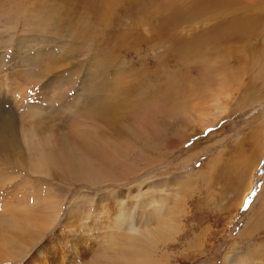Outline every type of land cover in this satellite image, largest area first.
Listing matches in <instances>:
<instances>
[{"label":"rangeland","instance_id":"1","mask_svg":"<svg viewBox=\"0 0 264 264\" xmlns=\"http://www.w3.org/2000/svg\"><path fill=\"white\" fill-rule=\"evenodd\" d=\"M47 1L0 0V221L28 201L41 220L48 221L54 207L57 212L49 226L22 233L10 248L14 254L0 257V264H104L106 236L118 239L114 248L127 242L119 237L128 234L116 219L121 212H135L139 227L149 223L151 235L142 228L137 237L142 247L148 237L158 248L154 264H264V0L199 10L162 35L153 34L156 9L147 16L121 14L108 34L121 55L104 71L131 70L139 80L132 92L150 106L133 108L130 102L132 113L115 118L118 88L96 84L93 40L69 42L53 34L39 9ZM170 1L185 6L186 0ZM189 8L164 7L162 14ZM233 14L248 17L245 27L253 31H230L209 42L215 38L204 33ZM136 43L139 50L124 55ZM122 62L129 63L127 71ZM146 122L157 130L148 132ZM82 129L91 130V137H80ZM27 135L28 145L22 138ZM67 140L76 173L56 169L71 156ZM32 153L54 158L50 175L29 170L25 156ZM90 165L96 172L89 174ZM186 172L192 183L181 185L176 179ZM148 198L164 209L149 216ZM169 210L180 223L173 217L172 231L157 233ZM10 224L0 222L8 240L14 238Z\"/></svg>","mask_w":264,"mask_h":264},{"label":"bare ground","instance_id":"2","mask_svg":"<svg viewBox=\"0 0 264 264\" xmlns=\"http://www.w3.org/2000/svg\"><path fill=\"white\" fill-rule=\"evenodd\" d=\"M229 3L232 5L234 3V1L233 0H186L184 2L185 6H181V4H179V3H174V2L171 3L170 0H52L51 2H48L47 6L39 7V9L44 14V17L46 16L47 18L50 19L51 32L53 34H56L59 37V39H63L64 41H69V42L80 41L82 39L93 40L95 54L98 57L97 60L96 59L91 60L94 64L96 70H97L96 84L100 85V83H101V85H107L108 83L112 82V84L118 88L117 90H118V96L119 97L114 96V95L112 96L111 116H112V118H115V117L120 116V115L126 116L127 112H131L132 111L131 110L132 104H133V108H135L137 106H139V107L141 106L144 108V110H146V109H148V106H150V102L148 103L146 101L147 98L143 97V96L136 98L137 95H136L135 91L132 92L137 87L139 80L137 78L134 79L130 75V73H132L131 70H130V72L129 71L126 72L125 75L122 73H117V72L110 73V72L104 71V69H108L109 67L112 66L113 58L121 55V54H118V51L114 50L117 47H113V43H116L118 41H113V43H111V38L108 37L110 25L114 24L118 20L119 16L121 14H124L125 12L127 14L132 15V17H133V14H135V13H140L143 15L145 13V11L147 12L150 9H153V10L156 9V12L160 16V19L157 22L159 27H157L156 30L154 29L153 34L162 35L164 33V31H166L169 27H171L173 25L175 26L181 22H185L189 19H192L191 16H193V15L195 16V14L197 16V13L199 14V12H197V11H199V10L204 9V11H206L207 9H212V8L214 9L215 7H228ZM184 4H182V5H184ZM164 7H176V8L177 7H190V8L188 10H180L178 12H169V14H167V16H166L165 14H162L163 12H165ZM153 10H152V12H153ZM78 12H80L79 16H77ZM150 13H151V11H150ZM200 13H201V11H200ZM145 16H147V15H145ZM245 18H246V16H244V15H236V14L234 15L233 14L230 18L222 20L221 22L219 21L220 23H218L213 29L208 30L209 32L204 33V36L206 38H215V39L209 40V42H215L218 39L224 38L225 36L229 35L230 31L236 32V33L241 34V35L248 34L249 32L253 31V27L246 29L245 26L247 24L246 20L248 19V17L246 19ZM155 20H154V22H155ZM141 21L143 23V19ZM151 21H153V20H151ZM132 24H135V23H132ZM76 26L81 30H76L75 29ZM151 27H152V25H151ZM127 34H128L127 32L123 33L124 36H126ZM144 38L145 37L141 38V42H145L146 38L145 39ZM195 42L198 44L197 41H195ZM189 44L191 45V42H189ZM140 45L141 44L136 43V44H132L130 47H126L124 50V55H126L132 49H136L138 51ZM183 49H185V48H181L178 51H183ZM65 50L68 51L69 48L64 49V51ZM122 51H120V52H122ZM122 64L124 65L125 70L127 69V67H129V65H128L129 63H127V62H122ZM116 70H118V68H116ZM129 75L132 78L129 77ZM226 77H227V75H226ZM220 79H222V77H220ZM224 80H226V79L224 78ZM15 87H17V86H15ZM218 88H219V86H218ZM220 88H221V86H220ZM225 89L227 90V88H225ZM217 90L219 92L221 91L219 94L222 93V90H219V89H217ZM224 93L225 92H223L222 94H224ZM211 96H214V95H210V97ZM226 96H228V95L226 94ZM218 97L217 98L212 97V98L218 99ZM96 98L97 97H94V100H93L95 103H97ZM245 99L247 100L246 97H245ZM123 100H125V101L123 102ZM213 101L214 100L210 101V103L217 104V102L214 103L215 101L214 102ZM243 101H245V100H243ZM130 102H132V104ZM207 102L208 101H206L205 103H207ZM146 103H148L149 105L146 106L145 105ZM243 103L244 102H242L241 104H243ZM225 104L223 103V105H225ZM223 105L221 104V106H223ZM236 106H237V104H236ZM197 107L200 108V106H198V105H197ZM211 108H215V106L211 107ZM134 111H135V109H134ZM140 111H141V109H140ZM147 112H148V110H147ZM149 112H150V110H149ZM148 113L146 115H148ZM193 113H194V111H193ZM146 115H144V116H146ZM207 124L209 125L208 122H207ZM210 124L213 125V123H210ZM128 126H129V124H128ZM161 126H162V124H161ZM161 126H159V129ZM139 127H143V126L139 125ZM139 127L137 126V130H138L137 134L139 132V129L142 130ZM146 127H147L148 132H151V131L155 132V130H157V128H158L155 123H151V122H146ZM10 131H11V129H10ZM71 132H73V131H71ZM71 132L69 133L66 130V134H68V133L71 134ZM78 133L80 134V137H82V136L91 137V130L82 129V130H78ZM47 135H48V133H47ZM68 137H70V136H68ZM22 138H23L25 144L28 145V141L31 140V136L27 135V136L22 137ZM47 138L50 139V136H47ZM1 139H2V136L0 135V141H1ZM253 141L254 142L261 141V139H255ZM71 142H72V140H71ZM66 144H68V146L66 145V147L69 149L68 150L69 154L73 153L72 151H73L74 147H72L70 145L68 140H67ZM258 145H259V142H258ZM259 146H261V145H259ZM26 157H28V158H26ZM18 158L22 159L23 156L17 157L16 159H18ZM25 160H26V162H28V168L31 172L32 171L35 172V171L40 170V172L42 171L45 173V171L48 172L49 169L55 168L57 166L56 161L54 160V158L52 156H49L46 158L45 157L39 158L37 153H32V155L28 154V156H25ZM85 160H87V158ZM67 161H66L64 166H60V167L57 166L56 169L58 171H60V170L64 171V168L66 167V169H68V171H71L72 173H76L74 166L77 163L75 162L74 154H71V156L69 157V159ZM94 168H96V167H94ZM66 169H65V171H66ZM86 170L89 172V174H91L93 171L96 172V169H92L91 165ZM55 173H56V171H55ZM50 174L51 173H49V175ZM191 174L192 173L186 172L184 176H179L178 179H176V181L180 182L181 185H182V183L188 182L186 185H189V183H192L191 179H190ZM65 177H67V173H66ZM179 187H181V186L179 185ZM153 203H155L156 205L149 208L148 206H151ZM159 203H160V200H158V199L148 198V201L146 202L147 207H145V208L147 210H149V211H147L149 216H151L150 210H163L164 209L163 206H158ZM28 204H30L29 201L24 202L23 204H21L20 209H16L13 212H9V213L5 214V216L3 217V220H11L10 226L13 229L14 238H11V240H8L9 237L6 234H4V232L0 233V257H1V259H4V258L8 259L11 256V254H14V252L10 248L16 247L17 242L20 240L21 241L23 240V238H22L23 234L22 233L26 232L28 229L37 230V229H41L42 227L49 226L50 219H52L57 212L56 208L54 207L53 208L55 210L54 213L48 212L50 219L48 221H45V219L41 220L38 215H35V216L32 215V208L35 206V204L34 203H32L31 205H28ZM124 204H125V202H124ZM129 212H132V211H129ZM133 213L135 214V212H133ZM133 213L121 212V215L117 214L116 219L118 221V224H124L126 230L128 231V234H126V235L122 234V235H119V237L121 239L126 240L127 242H126L125 246L120 248V249L114 248V246L118 245V243H119L118 239L115 238V236H113V234H109L108 236H106L104 239V241H105L104 243L107 246H109V250L104 254V258H105L104 264H154L157 262L158 248L156 246H153L151 240L148 239V237H147V236L151 235V234L149 235V233L151 232V230H150L151 227L149 226L148 222H146L143 225L144 227H141V226L139 227L138 224H134L135 216ZM175 214L176 213L175 212L173 213L172 210H169V212L167 211V213L165 214V216H167L166 220L159 223V225L157 227H155V231L157 233H158V230L160 231V230H166L167 229V230L172 231V228H174L173 227L174 225L173 226L171 225V222H172L171 218H173V217H174V219L178 218L177 220H175L177 222H179L178 220L180 218V217H177ZM16 215H17V217H15ZM71 217H72V215H71ZM175 217H177V218H175ZM3 220H1V221H3ZM39 226H41V228H39ZM149 227H150V229H148ZM176 227L179 228V226H176ZM176 227H175V229H177ZM142 228H146V229L142 230ZM141 230L143 232L145 231V234H148L146 236L147 237L146 245L148 247H145L144 245H143L144 247H142V245L138 241L137 233L141 232ZM31 233L32 232L27 233V234L31 235ZM157 233L155 235L154 234L152 235V237L153 236L156 237L155 240L157 239V237L159 238ZM25 237H27L26 234H25ZM4 239H6L5 242H3ZM152 240H153V238H152ZM99 264H102V263H99Z\"/></svg>","mask_w":264,"mask_h":264},{"label":"crops","instance_id":"3","mask_svg":"<svg viewBox=\"0 0 264 264\" xmlns=\"http://www.w3.org/2000/svg\"><path fill=\"white\" fill-rule=\"evenodd\" d=\"M1 173V172H0ZM6 175H3V176H1V178H2V181H3V179H7L8 177H9V174L8 173H5ZM6 177V178H5Z\"/></svg>","mask_w":264,"mask_h":264},{"label":"snow or ice","instance_id":"4","mask_svg":"<svg viewBox=\"0 0 264 264\" xmlns=\"http://www.w3.org/2000/svg\"><path fill=\"white\" fill-rule=\"evenodd\" d=\"M245 206L247 207V201L245 202Z\"/></svg>","mask_w":264,"mask_h":264}]
</instances>
